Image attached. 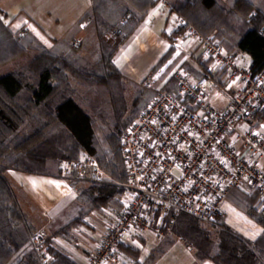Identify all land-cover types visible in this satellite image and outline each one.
I'll use <instances>...</instances> for the list:
<instances>
[{
    "label": "trees",
    "instance_id": "trees-1",
    "mask_svg": "<svg viewBox=\"0 0 264 264\" xmlns=\"http://www.w3.org/2000/svg\"><path fill=\"white\" fill-rule=\"evenodd\" d=\"M90 1L74 27L54 39L51 47L31 32L13 31L0 18V264H41L30 241L33 222L21 210L6 177L10 169L65 178L76 188L81 208L76 218L47 236L48 264H76L52 245V237L72 240V230L84 225L93 211L120 210L118 197L126 186L120 137L158 92L123 76L113 57L160 0ZM165 2L184 24L172 32L171 45L154 70L166 63L175 51V38L189 27L217 39L233 56L249 55L252 72L264 67V37L258 34L264 25V11L249 0L231 4L223 0ZM81 23H85L86 33L80 47L74 48L72 41L82 29ZM88 34L95 43L94 51ZM179 58L169 63L163 76ZM198 62L201 71H192L196 78L206 71L209 59L198 58ZM185 68L191 71L190 66ZM223 76L222 71L214 74L220 87L225 86ZM162 91L175 94V79ZM81 153L93 157L109 178L80 177L75 172L63 175L60 160H77ZM241 191L234 189L227 198L262 226L254 241L230 228L221 213L210 223L218 228L216 239L200 219L180 213L172 233L143 262L137 260L138 253L133 254L135 264H153L178 237L194 248L198 261L264 264L262 202L254 193Z\"/></svg>",
    "mask_w": 264,
    "mask_h": 264
},
{
    "label": "built area",
    "instance_id": "built-area-1",
    "mask_svg": "<svg viewBox=\"0 0 264 264\" xmlns=\"http://www.w3.org/2000/svg\"><path fill=\"white\" fill-rule=\"evenodd\" d=\"M258 34L264 37V25ZM178 37L195 38L209 65L199 78L177 67L175 94L157 89L152 74L139 81L158 93L121 134L126 168L121 207L107 221L87 264H124L121 245L147 233L164 239L180 213L213 222L234 189H250L264 212V67L252 72L240 66L217 39L192 27ZM72 46L79 48L80 42L74 39ZM217 71L224 72V87L214 77ZM212 93L227 95V105L215 106ZM60 168L63 175L109 178L86 153L61 159ZM30 241L41 264H48L46 233L35 230Z\"/></svg>",
    "mask_w": 264,
    "mask_h": 264
},
{
    "label": "crops",
    "instance_id": "crops-1",
    "mask_svg": "<svg viewBox=\"0 0 264 264\" xmlns=\"http://www.w3.org/2000/svg\"><path fill=\"white\" fill-rule=\"evenodd\" d=\"M223 1L231 4L234 0ZM249 1L264 11V0ZM90 3V0H0V18L13 31L31 32L45 46L51 47L54 39L61 38L74 27ZM84 24L81 23L80 32H84ZM183 24L178 15L159 1L114 55L115 67L136 83L152 74L156 88L161 90L173 78V72L179 66L185 70V65L190 66L191 71H187L195 77L192 71H201L198 58H205L200 55L193 37L177 36L174 53L164 65L153 69L170 47L172 32ZM178 55L177 64L163 76L169 63ZM235 59L240 66L250 68L252 60L249 55L239 53ZM228 101L229 98L220 107L227 105ZM6 177L21 210L31 219L35 229L44 231L47 236L53 235L77 217L81 208L76 200L77 191L65 178L12 169L7 171ZM114 214L113 209L101 213L93 211L85 218L84 225L72 230V240L52 237V245L76 264H87L100 233ZM221 214L230 228L251 241L262 233V226L228 198L223 203ZM160 241L153 233L136 236L128 244L120 246V258L124 264H135L133 254L136 252L139 254L137 260L143 262ZM194 253V248L178 237L172 247L153 264H214L210 260L198 261Z\"/></svg>",
    "mask_w": 264,
    "mask_h": 264
},
{
    "label": "rangeland",
    "instance_id": "rangeland-1",
    "mask_svg": "<svg viewBox=\"0 0 264 264\" xmlns=\"http://www.w3.org/2000/svg\"><path fill=\"white\" fill-rule=\"evenodd\" d=\"M85 25V24H84ZM82 27H84V26H82ZM85 33L86 32H80V33H78L77 35H76V37L77 38H74V39H77L79 42H80V44H81V40H82V37H84V35H85ZM81 34V35H80ZM86 38L88 39V41H89V43H90V46H91V49H92V51H94L95 50V43H94V41L92 42V35L91 34H88V35H86ZM73 39V40H74ZM213 94V93H212ZM227 95H225V96H222L221 98H217L216 97V94H213V96H212V103L215 105V106H222L226 101H227ZM242 191L241 192H243V193H251V190L250 189H248V188H243V189H241ZM239 192V191H238ZM19 200V199H18ZM18 205H19V203H18ZM116 213V212H115ZM113 216V215H112ZM111 216V217H112ZM203 226L205 227V228H207L208 230H209V233H210V235H211V237H213L214 239H216V234H217V231H218V228L216 227V226H214V225H212V224H210V223H205V222H203ZM35 230H37V229H35ZM47 235V234H46Z\"/></svg>",
    "mask_w": 264,
    "mask_h": 264
}]
</instances>
